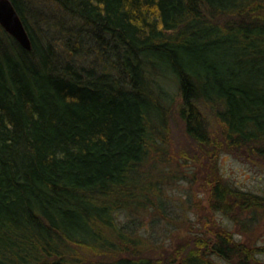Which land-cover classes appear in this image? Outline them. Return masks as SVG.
<instances>
[{
  "label": "trees",
  "instance_id": "trees-1",
  "mask_svg": "<svg viewBox=\"0 0 264 264\" xmlns=\"http://www.w3.org/2000/svg\"><path fill=\"white\" fill-rule=\"evenodd\" d=\"M10 1L31 50L0 27V264H152L135 230L173 213V163L264 156V0ZM209 194L264 212L220 178ZM245 249L220 231L206 251Z\"/></svg>",
  "mask_w": 264,
  "mask_h": 264
},
{
  "label": "rangeland",
  "instance_id": "rangeland-1",
  "mask_svg": "<svg viewBox=\"0 0 264 264\" xmlns=\"http://www.w3.org/2000/svg\"><path fill=\"white\" fill-rule=\"evenodd\" d=\"M170 130L181 139L179 123H173ZM202 154L197 156L198 160L171 166L178 177L167 186L165 198L173 205L168 219L155 224L149 217L139 221L135 234L147 242L149 251L145 255L151 258L152 264H181L193 251L216 264H237L234 258L224 262L206 251L214 243L216 234L226 231L234 243L246 247L242 264H264V212L233 206L230 213L224 214L213 212L209 207V191L218 178L232 188L264 197V156L245 151L237 154L222 148L214 153L213 162V158H203Z\"/></svg>",
  "mask_w": 264,
  "mask_h": 264
},
{
  "label": "water",
  "instance_id": "water-1",
  "mask_svg": "<svg viewBox=\"0 0 264 264\" xmlns=\"http://www.w3.org/2000/svg\"><path fill=\"white\" fill-rule=\"evenodd\" d=\"M0 27L23 49L31 50L30 39L10 0H0Z\"/></svg>",
  "mask_w": 264,
  "mask_h": 264
},
{
  "label": "bare ground",
  "instance_id": "bare-ground-1",
  "mask_svg": "<svg viewBox=\"0 0 264 264\" xmlns=\"http://www.w3.org/2000/svg\"><path fill=\"white\" fill-rule=\"evenodd\" d=\"M26 31V30H25ZM27 33V32H26ZM28 35V34H27Z\"/></svg>",
  "mask_w": 264,
  "mask_h": 264
}]
</instances>
